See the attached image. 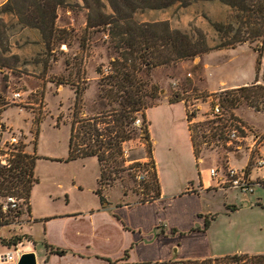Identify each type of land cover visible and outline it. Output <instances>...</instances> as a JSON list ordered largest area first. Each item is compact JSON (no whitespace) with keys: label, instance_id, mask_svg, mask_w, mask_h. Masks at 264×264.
I'll use <instances>...</instances> for the list:
<instances>
[{"label":"rangeland","instance_id":"obj_1","mask_svg":"<svg viewBox=\"0 0 264 264\" xmlns=\"http://www.w3.org/2000/svg\"><path fill=\"white\" fill-rule=\"evenodd\" d=\"M4 2L5 0H0V23L2 19L6 20V33L0 34V65H6L8 69L0 74V91L8 95L12 90H22L25 97L22 102L7 103L0 99V145L10 153L12 150L10 147L13 145H9V138L15 133L25 150L36 151L39 156L35 168L39 182L33 187L36 209L37 207L42 209L46 204L49 209L64 206L66 189L70 192V202L73 206L76 204L87 207L99 200L95 193L99 187V163L94 157L65 160L69 155L75 102L79 101L78 116L82 118L103 111L111 113V110L119 107L115 98L117 87L108 83V76L116 73L115 60L120 57L123 50L117 47L116 41L111 39L108 32L84 27L86 11L82 7L72 8V14H63L57 23L59 27L62 25L67 28L64 35L69 47L67 51H63L64 46L59 43L51 48L44 45L40 49L35 46L36 44L26 45L35 42L34 36L25 35L10 12H1ZM106 11L111 12V8L108 6ZM231 14L230 7L222 9L218 5H212L207 9H201L196 5L182 7L176 4L169 10L167 8L139 11L136 13V19L141 22H155L170 17L168 21L172 27L188 32L195 26L201 27L207 33L208 42L213 46L219 42V36L207 17L225 21ZM71 23L78 29L77 31ZM2 29L3 26L0 24V30ZM9 41L14 43V49L22 47L21 57L12 54L13 50L10 51V47L9 50H4L7 45L10 46ZM258 62V51L254 45L246 43L235 48H214L207 53L176 63L149 69L143 66V70L137 73V85L139 84L141 91L146 94L144 100L148 105L157 104L150 109L149 119L147 117V120L152 122L157 142L152 144L150 135L146 137L144 133L136 134L134 138L125 141L123 143V153L127 160L125 164L130 165L131 161L140 159L139 162L151 165L154 153L158 167L163 173L169 174L167 177L163 174L164 183L166 179L171 185L177 184L170 178L175 171L177 179L180 178L183 166L181 158L189 151L187 115L188 119H191L193 115L190 112L194 111L196 115L198 113L197 118H203L205 113L202 111L208 108V104L203 102L204 99L210 95L216 98L215 100L220 99L226 95V90L237 87L241 82L253 80L257 74L264 82V52L260 57L259 71ZM103 77L104 85L101 87L100 81ZM198 96L201 100H197ZM183 97L188 100V103L186 102L188 107L189 104H195L186 110L187 115L185 102L180 100ZM199 104H203L202 111L197 109ZM225 108L253 126L256 132L264 134L260 125L255 123H264L263 106L259 111L242 100L235 107L225 104ZM138 116L141 117V124H144L140 112ZM131 126L138 130H142L143 127L134 124ZM217 152L221 156L220 162L227 159L224 148L215 151L213 148L202 146L200 156L204 155V164L214 163ZM263 173V169H255L254 177H261ZM148 181H154L152 171L148 172L145 180H138L134 175L123 172L112 185L104 187L103 193L111 196V199L125 192L137 194V200L148 199L145 190V182ZM76 184L80 186L77 187ZM223 190L214 193V198L206 207L215 213L217 219L210 235L212 242L216 245L218 241L217 245L226 246L227 238L231 235L229 239L231 249L238 244L250 249L251 247L264 249V208L248 207L250 205L248 193L240 189H228L225 192L228 193L230 200L239 205V210L227 211V200ZM258 193L263 196L264 201L262 185H256V194ZM26 212L27 207L24 204L21 215L8 216L14 218L10 222L14 224L1 227L0 235L5 232L14 234L16 229L20 231ZM28 245L32 243L24 238L15 248L21 250ZM0 250H3V247H0ZM43 251L44 248L39 243L37 245L39 257H42ZM236 263L254 264L250 260L221 264Z\"/></svg>","mask_w":264,"mask_h":264},{"label":"trees","instance_id":"obj_2","mask_svg":"<svg viewBox=\"0 0 264 264\" xmlns=\"http://www.w3.org/2000/svg\"><path fill=\"white\" fill-rule=\"evenodd\" d=\"M199 1H219L232 10V14L225 21L207 17L219 36V42L216 45L212 46L208 42L207 33L198 26L188 32L172 27L168 20L141 22L136 19V13L139 11L167 9L176 4L187 7ZM83 3L81 5L69 0H7L2 5L1 12L13 13L24 26L39 29L46 47L51 48L57 43L60 45L67 43L64 37L67 28L59 27L57 24L59 10L82 7L86 9V28L108 32L111 39L116 41L117 47L122 48L120 57L115 60L116 73L108 76V83L117 87L115 98L119 107L111 110V113L103 111L82 118L78 116L79 101L76 100L74 119L71 124L69 155L65 160L97 157L101 174L99 187L95 192L102 202L106 201L103 193L105 186L112 185L123 172L135 176L133 168L146 167L152 171L154 181L145 182L148 199L143 198L139 201H152L161 194L155 161L151 165H145L139 161L126 165L127 160L123 153V143L134 138L136 134L144 133L146 137H149V122L145 109L153 104L148 105L145 102L146 94L141 91L140 85H137V73L143 70V66L149 69L158 65L176 63L207 53L214 48H235L237 45L246 43L254 45L255 50L258 51L257 71H259L260 57L264 52V0H83ZM108 6L111 12L106 11ZM0 24L3 26L0 34L6 33V23L3 19ZM4 50H9V45ZM129 60L132 63L129 64ZM1 66L6 67V65ZM103 79L105 77L100 81L101 87L104 85ZM100 96L103 97L101 94ZM221 99L229 107H235L245 100L250 106L260 111L262 106L264 107V83L256 80L251 84L228 89ZM139 112L144 120L142 130L131 126ZM10 148L12 150L7 158V165L0 162V196L13 194L23 200L22 209L9 215L15 217L21 215L24 204L27 210L31 208V191L39 182L35 175L39 156L36 151L26 152L22 143ZM4 151L0 147V154ZM199 152L196 150L197 155ZM152 192L153 194H150ZM228 208L237 209L234 205ZM215 217V214L206 216V227ZM13 219H0V225L8 224ZM22 238L19 235L13 236L5 239L4 243L12 246L21 242ZM46 246L55 253H66V250L55 248L51 244ZM249 260L254 264H264V254L236 253L203 260L189 259L183 261V264H221Z\"/></svg>","mask_w":264,"mask_h":264},{"label":"crops","instance_id":"obj_3","mask_svg":"<svg viewBox=\"0 0 264 264\" xmlns=\"http://www.w3.org/2000/svg\"><path fill=\"white\" fill-rule=\"evenodd\" d=\"M69 1L77 2L81 5L84 4L83 0ZM193 5L201 9H207L212 5H218L222 9L228 8L227 5L217 1H199L191 4V6ZM84 10L86 11V9ZM72 12L73 10L69 8L60 9L57 23L63 14L71 15ZM11 14L25 35L31 34L34 36L35 42L26 45L36 44L35 46L38 49L42 48L45 42L39 29L24 26L19 22L16 15ZM163 19L170 20V17ZM84 22V27H86V19ZM71 25L75 27L73 23ZM60 27L66 26L61 25ZM9 44L10 51L13 50L12 54L23 55L22 47H15L14 49V43L9 41ZM61 46H64L62 48L63 51L69 49L66 43H63ZM5 68L8 69L7 67ZM257 75L253 80L241 82L237 87L251 84L256 80L259 83H264L261 77L259 78ZM220 89H222V86ZM169 102L176 103L179 101ZM155 105L146 109L148 119L150 109ZM185 112L187 115L186 109ZM148 122L149 135L153 144L157 140L154 137L152 122L150 120ZM255 123L260 125V128L264 132V123ZM188 130L189 151L181 158L183 159V166L179 174L180 178L177 179L175 176L176 171L172 172L173 177L170 178V180L177 184L171 185L168 180L166 182V179L164 183L165 176L167 177L169 174L163 173L162 169L158 167L154 153H152L161 188L159 197L152 201L140 202L137 200V194L133 193H120L114 199L104 194L106 201L102 202L100 196L95 192L99 200L94 204L84 207L76 204L73 206L70 202V192L66 189V203L64 206L49 209V206L46 204L44 208L39 209L37 207L36 209L33 201L35 190L32 188L30 197L31 208L23 215L25 217V220L21 222H24L23 228L20 231L16 229L14 234L5 232L0 235V247H3V250H0V255L4 254V252L12 251L15 246L22 243L21 241L12 246L5 244L4 240L10 239L13 235L22 236V240L27 238L32 243V245L24 246L21 250L23 253L35 251L38 264H183V261L189 259L203 260L236 253H247L250 255L264 254V249L258 247H255L256 249H252L251 247L250 249L249 247H245V245L243 247V245L238 244L234 249L229 248L232 246L229 240L231 235L227 238L226 246L217 245L218 241L216 245L212 242L210 235L215 228L217 219L216 217L211 219L210 225L206 227V216L215 214L211 209H206L207 203L214 198V193L223 189L224 192L228 190L218 187L210 173L211 167L221 163V156L217 152L218 155L215 162L205 165L204 155L200 156V152L199 155L196 153L189 126ZM25 151L29 153L35 152L28 149ZM92 157L97 158L96 156ZM227 158L231 164L242 167L245 165L247 152H227ZM100 174L99 164L98 186ZM179 181L182 182L179 183ZM75 186L79 187L80 185L76 184ZM247 196L250 200L248 207L264 208L263 196L260 193L256 194V188L254 192H249ZM123 197L126 198L123 199ZM224 197L227 200V211L233 212L239 210V205L229 199L227 192L224 193ZM231 205L236 206L237 209L231 210L228 208ZM10 224L14 223L0 225V228ZM39 243L44 248L42 257H39L37 252V245ZM46 244L64 249L66 253H55V251L48 249ZM251 245L249 244V246ZM0 264L15 263H3L0 260Z\"/></svg>","mask_w":264,"mask_h":264},{"label":"built area","instance_id":"obj_4","mask_svg":"<svg viewBox=\"0 0 264 264\" xmlns=\"http://www.w3.org/2000/svg\"><path fill=\"white\" fill-rule=\"evenodd\" d=\"M6 68L0 65V74L5 73ZM9 87V86H8ZM25 92L22 90H12L11 94H4L0 91V99L5 102H18L24 100ZM179 98V96H177ZM201 100L198 96L197 100ZM216 99V98H215ZM212 95L203 102L208 104V108L203 110V104H199L197 109H201L203 118H197L196 112L192 111L193 117L188 119L192 139L196 150L200 151L202 146L210 147L215 150L224 148L227 152H240L246 151L247 158L245 165L237 167L230 163L229 159L222 160L221 163L216 164L210 168V173L214 178L216 185L220 188L226 189H240L243 192H254L256 185L264 187V173L261 177H254V170L261 168L264 170V134L255 131L254 127L249 123L229 112L225 108L221 97L215 100ZM185 102L186 110L195 104L187 106L188 100L180 98ZM187 102V103H186ZM141 117L137 115L133 124L135 126H142ZM207 121V122H206ZM208 125V126H207ZM20 138L13 133L9 138V145L19 144ZM8 145V144H7ZM2 149L4 147L0 145ZM10 156L8 151L0 154V162L7 165V158ZM135 162L139 161L134 160ZM131 161V163H135ZM130 163V164H131ZM132 171L136 174L135 178L138 180H145L146 175L150 169L139 166L133 168ZM23 200L16 195L0 196V219L8 218L10 213H17L22 209ZM23 254L22 250L18 247L12 251H8L0 256L3 263L17 264L19 258ZM237 264V263H236Z\"/></svg>","mask_w":264,"mask_h":264},{"label":"water","instance_id":"obj_5","mask_svg":"<svg viewBox=\"0 0 264 264\" xmlns=\"http://www.w3.org/2000/svg\"><path fill=\"white\" fill-rule=\"evenodd\" d=\"M17 264H38L36 252L30 251L23 253Z\"/></svg>","mask_w":264,"mask_h":264}]
</instances>
